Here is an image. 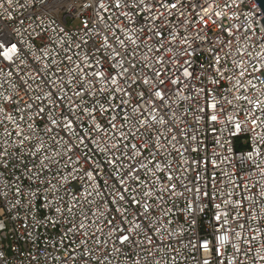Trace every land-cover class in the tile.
Listing matches in <instances>:
<instances>
[{
	"label": "built area",
	"instance_id": "2783aa9c",
	"mask_svg": "<svg viewBox=\"0 0 264 264\" xmlns=\"http://www.w3.org/2000/svg\"><path fill=\"white\" fill-rule=\"evenodd\" d=\"M63 1L0 0V264H264L258 2Z\"/></svg>",
	"mask_w": 264,
	"mask_h": 264
},
{
	"label": "bare ground",
	"instance_id": "6f19581e",
	"mask_svg": "<svg viewBox=\"0 0 264 264\" xmlns=\"http://www.w3.org/2000/svg\"><path fill=\"white\" fill-rule=\"evenodd\" d=\"M76 0H65L61 3L60 7L69 8L75 4Z\"/></svg>",
	"mask_w": 264,
	"mask_h": 264
},
{
	"label": "water",
	"instance_id": "95a60500",
	"mask_svg": "<svg viewBox=\"0 0 264 264\" xmlns=\"http://www.w3.org/2000/svg\"><path fill=\"white\" fill-rule=\"evenodd\" d=\"M264 12V0H256ZM261 25L264 27V18L261 19Z\"/></svg>",
	"mask_w": 264,
	"mask_h": 264
},
{
	"label": "snow or ice",
	"instance_id": "6c2138e0",
	"mask_svg": "<svg viewBox=\"0 0 264 264\" xmlns=\"http://www.w3.org/2000/svg\"><path fill=\"white\" fill-rule=\"evenodd\" d=\"M156 95H158V96H159V95H160V93H156ZM212 107L214 108V107H215V105H212ZM211 118H212L213 120H215V119H216V117H215V116H212ZM124 239H125V240H127V239H128V237H127V236H125V237H124ZM205 247H206V245H205Z\"/></svg>",
	"mask_w": 264,
	"mask_h": 264
},
{
	"label": "rangeland",
	"instance_id": "374dc122",
	"mask_svg": "<svg viewBox=\"0 0 264 264\" xmlns=\"http://www.w3.org/2000/svg\"><path fill=\"white\" fill-rule=\"evenodd\" d=\"M78 1V0H77ZM0 205H1V200H0Z\"/></svg>",
	"mask_w": 264,
	"mask_h": 264
}]
</instances>
